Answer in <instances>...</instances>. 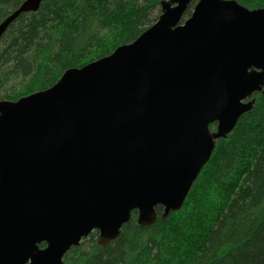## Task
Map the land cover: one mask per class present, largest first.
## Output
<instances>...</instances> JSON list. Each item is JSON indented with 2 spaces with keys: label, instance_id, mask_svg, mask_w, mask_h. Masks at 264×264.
<instances>
[{
  "label": "water",
  "instance_id": "water-1",
  "mask_svg": "<svg viewBox=\"0 0 264 264\" xmlns=\"http://www.w3.org/2000/svg\"><path fill=\"white\" fill-rule=\"evenodd\" d=\"M42 1L23 0L0 39ZM263 87L264 6L162 0L133 41L0 98V264H64L93 231L106 247L135 210L148 226L181 209Z\"/></svg>",
  "mask_w": 264,
  "mask_h": 264
},
{
  "label": "trees",
  "instance_id": "trees-1",
  "mask_svg": "<svg viewBox=\"0 0 264 264\" xmlns=\"http://www.w3.org/2000/svg\"><path fill=\"white\" fill-rule=\"evenodd\" d=\"M22 1L0 0V22ZM237 1L264 6V0ZM161 2L43 0L0 39V98L46 89L66 69L133 41L158 19ZM255 97L253 108L218 139L181 209L148 226L137 222L135 210L106 247L93 231L70 248L64 264H264V88Z\"/></svg>",
  "mask_w": 264,
  "mask_h": 264
},
{
  "label": "flooded vegetation",
  "instance_id": "flooded-vegetation-1",
  "mask_svg": "<svg viewBox=\"0 0 264 264\" xmlns=\"http://www.w3.org/2000/svg\"><path fill=\"white\" fill-rule=\"evenodd\" d=\"M194 2V1H193ZM195 3V2H194ZM264 88V87H263ZM263 90V89H262ZM261 90V91H262ZM258 92H260V91H256V92H254L253 94H252V96H251V98L250 99H252V98H254L255 99V101H256V97H255V94L256 93H258ZM249 98L247 99V100H250ZM255 104V103H254ZM41 246H43V245H41Z\"/></svg>",
  "mask_w": 264,
  "mask_h": 264
},
{
  "label": "rangeland",
  "instance_id": "rangeland-1",
  "mask_svg": "<svg viewBox=\"0 0 264 264\" xmlns=\"http://www.w3.org/2000/svg\"><path fill=\"white\" fill-rule=\"evenodd\" d=\"M96 238H97V236H96Z\"/></svg>",
  "mask_w": 264,
  "mask_h": 264
}]
</instances>
